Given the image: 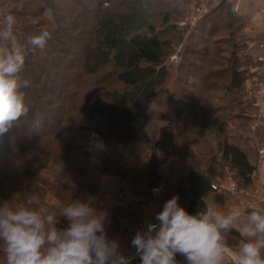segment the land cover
I'll return each instance as SVG.
<instances>
[{"label": "trees", "instance_id": "trees-1", "mask_svg": "<svg viewBox=\"0 0 264 264\" xmlns=\"http://www.w3.org/2000/svg\"><path fill=\"white\" fill-rule=\"evenodd\" d=\"M36 1L33 0V3L37 4L38 10H34L33 16L42 17L51 11L53 24L46 29L43 25L15 26L17 37L25 42L29 36L47 30L52 38L44 51L29 49L27 52L21 76L29 81L28 87L22 89L30 109L28 117L21 118L19 125L0 136V183L12 195L9 198L3 193L5 201L13 206L31 203L33 207L48 208L47 189L55 193V198L62 203L67 199L66 195L68 203L88 200L81 197L82 192L99 199L92 192L93 179L86 176L89 172L119 178L129 172L113 163L108 150L127 165L132 163L130 159H123L127 151V155L136 154V158L143 161L148 159L146 182L149 187H154L160 182L158 170L164 165L166 157L165 154L159 156L157 151L170 145L160 141L153 146L155 129L152 125L169 121L165 128L167 132L174 130L187 137L183 140L186 153L187 144L189 147L198 146L196 141L190 140L200 135L196 131L204 133L197 124L196 119L199 118L190 114L192 109L197 110L201 117H207L211 124H216L218 133L224 131L223 120L216 122V116L224 109L221 106L206 114L205 108L194 103L179 107L171 105L160 119L149 112V108L165 93L164 86L170 76L166 62L171 42L162 40L163 33L170 29L167 26L170 12H163L164 29L157 32L146 21L149 17L147 11L153 7L148 0H109L114 4L108 9L102 8L107 0H95L96 10L90 8L92 1L88 3L86 0ZM24 15L16 18L17 24ZM229 19L228 27H235V20L232 17ZM234 34L235 28L231 36ZM236 50H233L234 57ZM234 57L225 63L216 60L215 63H223L218 64L217 71L208 75L200 73V80L204 75L206 80L210 79V92L219 94V89L222 93L225 90L222 98H217L219 102L234 100L229 106L232 109L244 105L235 99L244 79L237 72ZM91 116L105 119V132L84 125L86 118ZM166 137L173 138L174 135L170 133ZM218 145L220 162L199 154L198 168H185L187 175L179 179L178 201L182 204L189 200L187 211L190 214L207 205L208 197L214 194L213 183L224 178L226 168L235 172L239 188L253 185L257 168L252 164L250 155L230 144L228 138L218 141ZM105 146L108 150L103 148ZM177 155L178 152L173 154ZM50 163L63 167L64 173L66 169L73 171L68 179L64 173L62 178L68 187L69 184L74 186L69 194L60 196V191L56 193V188L42 177L40 170L48 172ZM215 197L218 202H224L223 193ZM94 206L104 213L119 210L117 206L108 207L95 202ZM68 223L60 217L58 227H67ZM176 259L179 264H185L182 255L177 254ZM129 264H141V259Z\"/></svg>", "mask_w": 264, "mask_h": 264}, {"label": "rangeland", "instance_id": "rangeland-1", "mask_svg": "<svg viewBox=\"0 0 264 264\" xmlns=\"http://www.w3.org/2000/svg\"><path fill=\"white\" fill-rule=\"evenodd\" d=\"M34 1L37 3L36 0ZM86 1L88 3L92 1L91 3L93 4H91L90 8L96 10L95 0ZM148 1L152 2L153 7H150L147 11V16L149 17H147L148 19L146 21L147 24L152 25L157 32H161L164 29L162 23L164 13L170 12V18L167 25L170 29L163 33L162 40L171 42L169 50L166 49V51L168 50L169 57L175 52L180 51L183 58L182 64L180 65H171L166 62L168 73L170 74L167 84L164 86L166 91L165 93H162L159 100L149 108V112L160 119L161 117H164L167 113L166 110H168L171 105H174L175 107L177 104L179 107L194 103L193 105L205 108L206 114L210 113L213 108L221 106L224 107V109L216 116V122H221L223 120L225 123V129L222 133H218L216 131V124H211L206 119L207 117H201L197 110L192 109L190 114L199 118L196 119V121L198 126L204 130V133L196 131V134H200V137L189 138L191 141H196L198 146L191 145L189 147V144H187V153L189 154V156H187V153L185 152L186 150L183 149V140L187 139L186 136L174 130L167 132L165 128L169 124V121L158 122L152 125V128L155 129V134L152 138L153 146H155L156 142L160 141L166 142L170 145L168 148L161 147L157 151L159 156L165 154L166 157H164V165L159 167L158 170L160 182L154 187H149L146 182V165L148 164V159L143 161L141 158H136V154L133 156L127 155L128 151L125 148H121V150L127 151L126 154L123 155V159H130V161H132L131 165H127L124 160L116 159L113 152H110L106 146L103 147L108 150L107 154L111 156L113 163L115 162L120 166H123L129 172L125 174L124 177L119 178L113 175L99 174L91 171L86 176L93 179V184L91 185L93 188L92 192L99 196V199L88 196L85 192L80 193V195L82 198L86 199L94 198L96 204H102L108 207L117 206L119 208V210L117 209L115 211L112 209V213L105 212L107 214L105 227L108 238L115 239L119 242L120 250L122 254L129 259V263L133 260L140 259V256L136 253V249L131 244L136 232L138 230H146L147 223L152 222L151 220L153 219L151 217L157 211L155 206L157 200L161 198L162 200L165 198L170 199L174 195H178L177 184L179 179L184 178L187 175L185 168H198L196 163H200L197 159L199 154L204 155L207 158H214L220 162L221 154H219L218 141L223 142L228 138L230 144H234L250 155V160L257 169L264 166V160L260 157V150L264 149V116L262 117V121L259 120V115L251 106L254 101L264 102V83L262 84L254 81L251 73L249 71H244L242 73V78L245 83H248L249 80L251 82H249L250 86L245 91L248 94L247 96L246 94L242 95L245 87L241 85V90L238 91L239 93H237L238 95H236L235 99L238 100L237 103L242 102L244 105L243 107L232 109L229 106L234 100H227L225 103L223 101L219 102L217 98H222L220 94L222 90L219 89V94L216 92H210V79L206 80L204 78L205 75L216 70L218 64L223 65V63H215V61L210 60H221L224 63L233 60L234 51L229 49L228 46L222 44L224 39L229 38L232 35L233 29L235 28L228 27L230 19L227 18L225 20L226 22H224V24H226V27L224 24H221L222 28L225 30L215 32L212 38H210L208 34L209 28L204 32L200 30L208 25V21L206 20L195 31V35H191L188 39H185L184 36H188V32L185 31V29L184 34H182L179 28H188L191 26L193 10L202 0ZM35 2L33 3V0H0V16L6 13H12L16 18H19L25 13V17L19 19V24H16V27H36L37 25H43L44 29H46L54 22L53 14L51 11H47L42 17L33 16L34 12L38 10L36 9L37 4ZM112 4H114V1L107 0L102 8L108 9ZM25 5H27V7H25ZM254 16L257 15L255 14ZM86 23H89L88 20ZM195 49L197 51H195ZM243 50L244 48L241 49L238 54H241ZM104 60V57H102L101 61L104 62ZM233 62H236V67L239 68V63L235 60ZM248 63L251 65L254 64L253 61H249ZM243 66L245 67L246 65ZM201 72H204L205 75L203 74L204 76L200 80ZM199 80L201 85L198 84ZM195 86L200 87L201 89L200 93L197 95L192 92V89ZM244 96H246L247 99ZM239 116H241V118H239ZM86 119L87 120L84 124L86 127L92 130L106 131L105 119L93 116ZM170 133L174 135L173 138L166 137ZM175 152H178L177 156H173ZM143 157L144 156L142 155V158ZM205 161H207V159H205ZM80 163L82 164V161H80ZM62 171L63 167H58L57 165H53V163L49 164L48 172L40 170L42 177L47 179L54 188H56V193L60 191L58 193L60 196H63L62 194H69L70 188L74 187L71 184H69L68 187L66 181L62 179L64 173ZM66 172L64 175L66 179H68V177H71L73 174V171L66 169ZM231 179L236 181L235 172L226 168L224 178L218 179V181L213 184L228 182ZM65 184L67 186H65ZM154 188H159L160 190L158 197H155L152 194ZM3 193L9 198L12 196L4 185L0 183V204L6 202L2 195ZM250 193H252L251 195L256 194L254 182L250 188H239L237 193L224 194L241 197L247 196ZM54 194L51 190L47 189L46 202L48 203V208L55 211L57 217H59L61 209L69 202V198L66 195L67 199L62 203L55 198L56 196H54ZM216 194L218 193L214 191V194L212 195ZM179 205L187 210L189 200L187 199L182 204L179 203ZM61 218L65 219L63 217ZM0 264H4V256L2 252H0Z\"/></svg>", "mask_w": 264, "mask_h": 264}, {"label": "clouds", "instance_id": "clouds-1", "mask_svg": "<svg viewBox=\"0 0 264 264\" xmlns=\"http://www.w3.org/2000/svg\"><path fill=\"white\" fill-rule=\"evenodd\" d=\"M16 17L0 16V136H4L29 115L22 89L27 52L44 51L52 34L41 30L21 42L16 34ZM155 191V190H154ZM168 199L155 216L158 223H147L131 241L141 264H225L226 235L239 233L235 264H264V207L250 204L227 210L207 204L190 214ZM60 217L69 223L58 227ZM107 214L98 211L94 198L73 200L57 213L47 207L0 204V252L4 264H129L120 244L109 239L105 227Z\"/></svg>", "mask_w": 264, "mask_h": 264}, {"label": "crops", "instance_id": "crops-1", "mask_svg": "<svg viewBox=\"0 0 264 264\" xmlns=\"http://www.w3.org/2000/svg\"><path fill=\"white\" fill-rule=\"evenodd\" d=\"M237 1H241V5H240V15L236 16L232 13L231 11V7L232 5L237 2ZM210 4L213 6V12L212 14L201 20L194 28L188 27V28H179V30L182 32V34H184V30L188 32V36H184L185 39H188L189 36L191 35H195V31L200 27V25L204 22V21H208V25L204 26L203 28H201L200 30H202V32L207 31V28H209L208 30V34L210 36V38H212L214 36V33L219 31V30H225L222 28L221 24H224V22H226L225 20L229 17H232L235 20V34L234 36H230L229 38L224 39L223 43L225 46H228L229 49H231L232 51L236 50L235 52V61H237L239 63V68H237V72L239 74H242L244 71L250 72L251 68L257 67V66H261L260 63L257 62L256 60V56H257V51H252L249 55V57L247 58H241L240 54H238V52L240 53V50L243 48H246L247 44L250 43H264V15H257L254 16L252 14V8L254 7V4L252 3L251 0H210ZM237 20V21H236ZM224 26L226 27V24H224ZM224 27V28H225ZM187 37V38H186ZM236 49H234V48ZM195 51H197L195 49ZM181 54L180 51H177ZM175 52V53H177ZM239 55V57H238ZM210 61H216V60H210ZM221 61V60H220ZM249 61H253L254 64L251 65L250 63H248ZM168 62V61H167ZM169 63V62H168ZM227 64V63H226ZM243 65H246L245 67ZM226 67V66H225ZM217 71V69H216ZM253 76V74H251ZM216 79H218V77H216ZM254 79V76H253ZM219 81H217L218 83ZM250 82V80H249ZM243 83V87L244 88V93L243 94H247L245 91L247 88H249L250 83ZM260 83H264V77L260 78ZM261 84V85H262ZM196 85V84H195ZM246 85V86H244ZM196 87V86H195ZM192 89V92L197 95L200 93L201 89L200 87H196V88ZM220 91V90H219ZM217 91V92H219ZM225 92V90H223V93L221 92V95H223ZM246 96H244L246 98ZM247 99V98H246ZM252 101V100H251ZM251 106L253 107V110L255 112H257V114L259 115V120L262 121V117L264 116V102L260 101V102H256L254 101ZM253 182H254V187H255V193L254 195H251L253 193V191L251 190L252 193H250L247 196H241V197H236V196H231V195H226L224 194V202L220 203L218 202L215 198V195H211L208 197L207 199V204H215L220 206L222 209L227 210L233 206H240L243 208H247L248 205L250 204H254L257 205L259 207H264V166L259 167L253 177ZM251 195V196H250ZM168 199L165 198L162 200L159 199L156 201V208L157 211L155 212V214L151 217L153 220L152 223H158V221H156L155 216L158 212L162 211L163 209V205L164 203L167 201ZM179 204V201H178ZM239 233L236 230H233L231 233L226 235V240H227V247H228V251L226 254V258H225V264H235V254L238 251L237 249V241L239 240Z\"/></svg>", "mask_w": 264, "mask_h": 264}, {"label": "built area", "instance_id": "built-area-1", "mask_svg": "<svg viewBox=\"0 0 264 264\" xmlns=\"http://www.w3.org/2000/svg\"><path fill=\"white\" fill-rule=\"evenodd\" d=\"M254 4V8L252 9V14L256 15H264V0H251ZM240 5L241 1L235 2L231 11L234 15H240ZM213 6L210 4V0H202L196 8L193 10V20L191 24V28H194L201 20L209 17L213 12ZM252 51H257L256 60L261 66H257L250 69V73L254 76V81L260 82V78L264 77V43H250L247 44L246 48L241 52V58L249 57ZM183 58L182 55L177 52L169 57L168 62L171 65H180L182 64ZM260 157L264 160V149L260 150ZM155 190V191H154ZM212 190L218 193H237L239 190L238 184L235 180H230L228 182H221L219 184H213ZM246 193V192H244ZM152 194L155 197H158L160 194L159 188H154L152 190Z\"/></svg>", "mask_w": 264, "mask_h": 264}]
</instances>
